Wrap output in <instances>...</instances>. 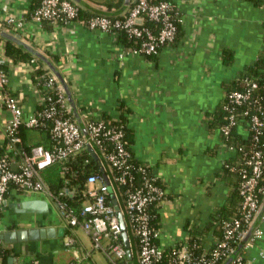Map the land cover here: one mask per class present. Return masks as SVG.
<instances>
[{"label": "crops", "instance_id": "0c3cea01", "mask_svg": "<svg viewBox=\"0 0 264 264\" xmlns=\"http://www.w3.org/2000/svg\"><path fill=\"white\" fill-rule=\"evenodd\" d=\"M70 1L86 12H108L103 0ZM172 1L181 15L182 34L150 58L130 53L118 58L123 45L116 34L91 30L83 22L36 24L30 18L36 0H0V50L4 52L6 41L26 50L20 41L35 50L26 51L33 54L39 69L54 75L68 92L81 121L85 106L92 116L100 113L116 119L124 113L133 134L134 157L147 164L164 186L158 241H182L190 229L198 231L201 247L209 250L218 238L212 214L227 203L232 189V180L221 170L237 157V151L226 149L218 127L209 121L226 84L262 53L264 0ZM122 6L117 13L126 10ZM7 14L22 18L21 27L2 22ZM223 50L228 52L226 61ZM28 61L14 62L7 56L5 61L7 89L18 98L25 118L36 109L38 98V77L34 81V64ZM8 118L9 112L0 105V148H4ZM236 132L241 138L247 136L245 126L239 125ZM40 140V132L29 131L28 144ZM4 201L0 234L12 228L54 227L56 232L64 228L55 206L42 193L10 187ZM75 237L77 246L81 241ZM63 238L56 234L7 243L14 253L8 258H14L12 264L33 256L49 264H68L72 250L64 247ZM261 243L264 250V232ZM61 251L68 253L65 258ZM245 257L249 264H264V255L259 256L256 248L248 249Z\"/></svg>", "mask_w": 264, "mask_h": 264}, {"label": "built area", "instance_id": "2783aa9c", "mask_svg": "<svg viewBox=\"0 0 264 264\" xmlns=\"http://www.w3.org/2000/svg\"><path fill=\"white\" fill-rule=\"evenodd\" d=\"M30 18L36 24L47 21L51 24L60 22H83L91 30L117 34L124 32L129 38L139 40L137 47L122 46L117 54L122 59L125 53L146 56L157 54L158 48L171 45L176 34L175 20L181 24L182 19L178 7L167 1L158 3L151 0H132L127 15L122 19H112L105 14H94L86 19L79 15V8L70 0H39V4L31 11ZM147 18L157 24L153 30L143 25ZM22 18L7 14L1 21L20 28ZM264 51V47L263 50ZM6 55L0 50V105L9 112V118L3 128L4 153L0 154V214L4 195L10 187L16 190L42 193L55 206L57 218L70 234L65 233L62 244L73 248L77 243L74 230L81 229L91 242L92 249L101 251L108 264H132L126 255L121 234L120 212L128 236V246L132 253V240L136 243L137 264H249L245 252L256 248L258 255L263 256L262 237L264 224V180L261 181L264 160L259 147L264 122L259 96L253 91L258 88L255 81L243 80V89L232 90L226 95L224 110L227 112L226 122L218 131L226 137L233 127L244 123L250 135L252 146L248 150L224 142L228 150L242 152L238 164L225 166L230 171L240 173L239 211L238 217L220 224L221 238L215 240L209 250L200 249L197 242L187 239L162 244L158 241L159 229H155L150 220L152 214L149 206L157 205L165 198L164 188L156 183V177L147 164H139L136 171L140 182L133 181L131 155L125 148L123 119L109 122L100 113L92 116V111L85 106L82 111L81 128L75 120L67 102L66 94L54 75L43 73L38 77L36 99L37 107L28 117H23L18 98L7 89L5 70ZM28 63L38 67L34 57ZM264 89V88H263ZM21 127L49 130L50 147L41 144H24ZM88 147L97 155L99 166L107 168L106 183L101 174H89L82 182H74L77 172L72 169V162L81 152L91 154ZM92 155V154H91ZM59 164L63 182L53 192L43 178V169L51 164ZM125 186L123 204H119L114 188ZM111 186L112 192L108 191ZM110 194V199L107 197ZM121 195V192H118ZM80 198L81 201L78 199ZM113 200H116L118 209ZM218 226V221H213ZM130 232V233H129ZM10 248L0 238V253ZM166 249L174 250L172 254H164ZM84 254L72 250V259L68 264H81L87 259ZM13 264H49L38 257L27 260L17 259Z\"/></svg>", "mask_w": 264, "mask_h": 264}, {"label": "trees", "instance_id": "16d2710c", "mask_svg": "<svg viewBox=\"0 0 264 264\" xmlns=\"http://www.w3.org/2000/svg\"><path fill=\"white\" fill-rule=\"evenodd\" d=\"M152 2L158 3L161 1H167L169 3H171L172 5L174 4L172 0H151ZM132 0H129V3L126 7V10H124L122 13H117V10L123 5V0H103V4L107 7L108 12L104 13L106 16L112 18V19H122L124 18L130 8ZM39 4V0H36V3L34 4L32 10ZM111 10V11H110ZM94 14H99V13H90V12H86L83 10L79 9V15L82 19H86L87 17H90ZM175 24L177 27L176 30V34L174 36V39L172 41L171 44H174L179 37L182 34L181 31V27H180V23L179 21L175 20ZM143 25L148 27V28H152L153 30L157 29V24L153 21L148 20L147 18L144 19ZM117 37V42L122 44L123 46H131V47H137L139 45V40L135 39V38H129L124 32H118L116 34ZM162 47L158 48V52L160 51ZM4 54L11 58L12 61L16 62L18 60L22 61V60H26V59H30L33 56V54L29 53L28 51L24 50L23 48H21L20 46H15L12 42L10 41H6L4 44ZM223 54V59L224 61L228 60V52L227 50H223L222 52ZM156 55V54H155ZM154 54H150V55H146L145 57H153ZM44 73L43 70L37 68L34 70L33 73V79L34 81L36 80L37 77L41 76ZM247 79V80H251V81H255L258 84V88H256L253 91V95L254 97H258L259 96V102L258 105L261 108V118L264 122V51H262L261 55L256 59V61L254 62V64L252 66H249L248 69L241 74L238 78H236L235 80H232L230 82H228L224 88V96L222 98V100L220 101V103L217 106L216 111L212 114V116L210 117V124L211 126L214 127H220V125L224 124L226 122V115L227 112L224 110V104L226 102V95L232 91V90H240L243 89V80ZM124 113L120 115V119H123ZM104 118L106 120H108L109 122H116L115 120L111 119L109 116H104ZM242 126H245L244 123L240 124ZM238 127V126H237ZM237 127H233L230 130V133L226 136L223 137L222 134L221 138L224 142H226L227 144H232L235 145L236 147H240L244 150H248L251 146H252V141L250 139V135L247 133V136L245 138H241L237 132H236V128ZM32 129H28L25 127H21L20 131H21V137L22 140L24 142L25 145L28 146V135H29V131H31ZM36 131L40 132L41 134V140L37 141V142H32L31 144H41L45 147H50V139H49V130L47 127L45 128H38L35 129ZM123 134H124V141H125V148L127 149V151L130 153L131 155V164H132V174H133V181L135 184H138L140 182V177H139V173L136 171V167L137 165L141 164L135 157L133 154V134L132 132L129 130L128 127H124L123 128ZM259 147L262 150V156H263V160H264V127H263V132L262 135L260 136V140H259ZM4 148H0V154L4 153ZM242 152H237V157L233 160L230 161L228 164H237L239 165V167L241 166V164H238L240 161V156H241ZM70 165H72V169L77 172L76 176H75V180L74 182H82L85 177L89 174L95 173V174H101V172L99 171L100 166H99V162L97 160H94L93 156L86 152L83 151L81 152L80 155H78L76 157V159L72 162H69ZM226 164V163H225ZM225 164L223 165V169L221 170V173L223 176H226L227 178L232 180V189L230 191L229 194V199L227 201V203H225L224 205L220 206L217 208V210L212 214V218L214 221H218L219 224L218 226L214 225L213 226V232L214 234L217 235V239L221 238V230H220V224L230 220L231 218L234 217H238L240 215V211H239V200H240V195H239V182H240V173L238 171H230L229 168H227L225 166ZM59 164H51L49 166H47L46 168L43 169V178L46 181V183L48 184L49 188L53 191L56 192L58 190V188H60L62 182H63V177L60 175V171H59ZM104 173L105 174H109L107 168H105L104 166ZM150 170V168H149ZM151 171V170H150ZM264 180V166H263V173H262V178L261 181ZM156 183L158 185H160L162 188H164L163 184L161 183V181L156 177ZM114 188L115 191L117 193V200L119 202V204L122 206L123 204V190L125 188V186L123 185H119L116 187V185L114 184ZM121 192V195L118 194V192ZM107 197L110 199V194H107ZM165 197V195H164ZM264 198V193H260L259 194V199L263 200ZM80 201L81 199L78 198ZM158 207L159 204L157 205L156 203H153L149 206V211L152 214V218L150 220L151 225L155 228V229H159V215H158ZM189 230L188 236L186 237V239L188 240V242L193 243V242H198L200 244V237L197 234L198 231H194V230ZM65 233L70 234L69 229H66ZM130 233V232H129ZM72 235V234H70ZM132 240V253H131V260L135 261L137 264V248H136V243L134 244L133 238L131 237ZM201 245V244H200ZM200 249H203L200 246ZM174 252V250L171 249H166L164 251V254H172ZM13 253V249L11 248H6L4 249V251L2 253H0V259L2 264H8L7 260L8 257L11 256Z\"/></svg>", "mask_w": 264, "mask_h": 264}, {"label": "water", "instance_id": "95a60500", "mask_svg": "<svg viewBox=\"0 0 264 264\" xmlns=\"http://www.w3.org/2000/svg\"><path fill=\"white\" fill-rule=\"evenodd\" d=\"M129 0H124V5L122 6L123 8L125 7V5H128ZM21 46H23L26 50L35 53L36 51L33 50L31 47L27 46L26 44L17 41ZM66 97L69 101V106L71 108V112L75 118V120L77 121V124L83 128L82 125V121L78 118V114L74 109V106L68 96V92L66 90H64ZM88 150L91 152L94 160H97V155L92 151L91 147H88ZM99 171L101 172V175L104 179V181L107 183V177L106 174L104 173V170L102 167H100ZM108 191L112 192V188L111 186H108ZM5 201L3 202V205H5ZM113 203L115 205V208L118 209V204L116 202V200H113ZM118 216L120 219V223H121V228H122V240L124 243V246L126 247V255L127 257L130 259L131 258V251L129 249V244H128V236H127V232L125 229V224L123 221V218L120 214V212L118 211ZM57 235L62 236L64 235V228L60 227L57 232L55 230L54 227H38V228H24V229H6L4 230L1 234H0V238H2L4 240L5 243H9V244H13V243H17V242H25V241H30V240H38V239H45V238H52L55 237ZM14 260V258H8V264H12V261ZM230 259H228L226 262H224V264H227L228 261Z\"/></svg>", "mask_w": 264, "mask_h": 264}, {"label": "rangeland", "instance_id": "374dc122", "mask_svg": "<svg viewBox=\"0 0 264 264\" xmlns=\"http://www.w3.org/2000/svg\"><path fill=\"white\" fill-rule=\"evenodd\" d=\"M74 231L81 243L77 246H74L73 248H68L69 252L71 250H77L82 254H84V252H90V257L85 259L82 264H108L107 258L103 255L101 251L97 249H92L91 242L89 241L87 235L81 229H75ZM67 254L63 251L60 252V256L64 258ZM131 262L132 264L136 263L134 260H131Z\"/></svg>", "mask_w": 264, "mask_h": 264}]
</instances>
